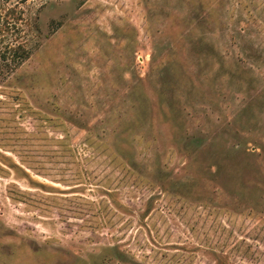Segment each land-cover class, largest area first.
<instances>
[{
    "label": "rangeland",
    "instance_id": "374dc122",
    "mask_svg": "<svg viewBox=\"0 0 264 264\" xmlns=\"http://www.w3.org/2000/svg\"><path fill=\"white\" fill-rule=\"evenodd\" d=\"M0 264H264V0H0Z\"/></svg>",
    "mask_w": 264,
    "mask_h": 264
}]
</instances>
